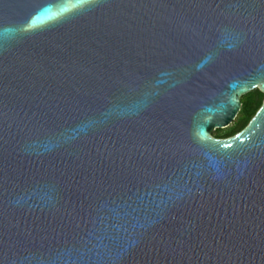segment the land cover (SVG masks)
Instances as JSON below:
<instances>
[{
	"label": "water",
	"instance_id": "95a60500",
	"mask_svg": "<svg viewBox=\"0 0 264 264\" xmlns=\"http://www.w3.org/2000/svg\"><path fill=\"white\" fill-rule=\"evenodd\" d=\"M65 6L0 0V264H264V0Z\"/></svg>",
	"mask_w": 264,
	"mask_h": 264
},
{
	"label": "trees",
	"instance_id": "16d2710c",
	"mask_svg": "<svg viewBox=\"0 0 264 264\" xmlns=\"http://www.w3.org/2000/svg\"><path fill=\"white\" fill-rule=\"evenodd\" d=\"M261 100L262 94L257 90L251 91L241 97V108L236 119L233 121L234 124L225 129L215 130L212 136L215 138H228L239 132L255 114L260 106Z\"/></svg>",
	"mask_w": 264,
	"mask_h": 264
},
{
	"label": "snow or ice",
	"instance_id": "6c2138e0",
	"mask_svg": "<svg viewBox=\"0 0 264 264\" xmlns=\"http://www.w3.org/2000/svg\"><path fill=\"white\" fill-rule=\"evenodd\" d=\"M74 2H80V0H74ZM51 3L54 6H59L57 9L58 12H64L68 10V8L65 6V0H51ZM57 11H54L53 8L46 9L44 12L37 15L31 23L33 25L38 24L43 20L48 19L50 16L56 15Z\"/></svg>",
	"mask_w": 264,
	"mask_h": 264
},
{
	"label": "flooded vegetation",
	"instance_id": "af4514ba",
	"mask_svg": "<svg viewBox=\"0 0 264 264\" xmlns=\"http://www.w3.org/2000/svg\"><path fill=\"white\" fill-rule=\"evenodd\" d=\"M253 91H255V90H253ZM258 91V90H257ZM259 92V91H258ZM262 100H263V95H262ZM262 100H261V102H262ZM260 105H261V103H260ZM260 107V106H259Z\"/></svg>",
	"mask_w": 264,
	"mask_h": 264
},
{
	"label": "rangeland",
	"instance_id": "374dc122",
	"mask_svg": "<svg viewBox=\"0 0 264 264\" xmlns=\"http://www.w3.org/2000/svg\"><path fill=\"white\" fill-rule=\"evenodd\" d=\"M234 124V122L230 125V126H232ZM214 133V132H213ZM213 133H212V135H213Z\"/></svg>",
	"mask_w": 264,
	"mask_h": 264
}]
</instances>
